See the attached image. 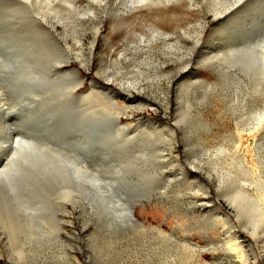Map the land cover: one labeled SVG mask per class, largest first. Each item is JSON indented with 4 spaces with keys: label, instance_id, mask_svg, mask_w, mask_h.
<instances>
[{
    "label": "rangeland",
    "instance_id": "obj_1",
    "mask_svg": "<svg viewBox=\"0 0 264 264\" xmlns=\"http://www.w3.org/2000/svg\"><path fill=\"white\" fill-rule=\"evenodd\" d=\"M8 1L0 0V52L11 66L6 70L22 76L15 91L3 85V96L14 92L20 105L16 121L0 118V160L17 138L18 154L30 160L18 155L1 174L0 184L12 189L10 198L0 191V207L15 214L23 200L37 201L36 214L50 232L32 238L0 224V264H180L186 241L202 251L201 262L230 264L218 252L219 218L236 223L264 264V249L235 206L246 194L264 193V79L254 67L264 0L238 4L220 33L210 28L215 0L140 7L127 0H52L51 9L31 0V11ZM109 88L138 98L132 106L115 99L131 108L119 113L121 123ZM171 130L177 144L159 160ZM147 144L145 153L158 150L154 157L140 155ZM58 152L68 172L82 167L68 184L72 198L64 208L53 203L62 181ZM108 198L133 205L144 227L125 217L118 225L108 221ZM56 213L66 223L63 239Z\"/></svg>",
    "mask_w": 264,
    "mask_h": 264
},
{
    "label": "bare ground",
    "instance_id": "obj_2",
    "mask_svg": "<svg viewBox=\"0 0 264 264\" xmlns=\"http://www.w3.org/2000/svg\"><path fill=\"white\" fill-rule=\"evenodd\" d=\"M7 1V0H6ZM12 2H16L19 3V7H21L22 9H24L25 11L27 10V8L29 7V10L32 9L30 8L31 6H28L30 4V2H32L31 0H11ZM10 0L8 2H11ZM40 3V8L44 9V8H50L51 9V1L52 0H36ZM96 1V0H95ZM153 3L154 0H127V2L131 5H139L142 6V4L145 3V5H147L148 2ZM158 1H166V0H158ZM180 2H184V0H179ZM248 2L246 0H233V2H231L230 0H215V2L217 3L215 6L217 7V9L215 10L216 15L213 16V24L210 25V28L212 30H217V32L219 31H224L226 29L225 24L228 22L227 18L229 17L228 15L232 13V10H234L236 8V6H238V4H240L241 2ZM251 1V0H250ZM34 2V0H33ZM58 2V1H57ZM61 2V0H60ZM68 2V1H67ZM162 2V3H163ZM188 3V2H187ZM12 4V3H11ZM34 4V3H33ZM249 4V3H247ZM10 5V4H9ZM16 5V4H15ZM149 5V4H148ZM245 5V4H244ZM18 6V5H17ZM57 7V6H54ZM138 7V6H137ZM146 7V6H145ZM34 8V7H33ZM20 9V8H19ZM53 9V8H52ZM23 10V11H24ZM40 10V9H39ZM20 11V10H19ZM31 11V10H30ZM29 11V12H30ZM28 12V11H27ZM45 12V11H44ZM41 13V12H40ZM36 14V13H35ZM208 18V17H207ZM37 19V18H36ZM231 19V18H230ZM225 21H227L225 23ZM169 22V21H168ZM206 22L204 24V28L206 27ZM226 31V30H225ZM99 34V28L96 30L95 33V38L96 36ZM202 32L200 33L197 42L200 41L201 37H202ZM215 35V34H214ZM221 35V34H220ZM219 36V35H218ZM211 40V39H210ZM209 40V41H210ZM257 45V44H256ZM258 54H256V59L254 62V67H256V71L257 73H259L260 77L262 79H264V36L262 37V39L260 40V42H258ZM196 47V45L194 46V48ZM212 48V47H211ZM209 48V49H211ZM229 48V47H228ZM214 49V48H213ZM233 50V49H232ZM257 50V49H255ZM206 51H208V48L206 49ZM206 51H202V52H206ZM224 51V50H223ZM231 51V50H230ZM3 53V52H2ZM2 53L0 52V118L8 124V122L13 121L17 119V115H16V108L18 107V105H20V103L18 102L19 100L17 99V95H15L14 92H11L12 94L9 95V98H5L4 96V91H3V86L5 82H8L7 84V89L9 88V90H13L15 91V87L18 86L19 84V79L21 78L19 75H21V73L18 75H16L18 73V71L13 72V71H7L6 70V66L3 62H2ZM210 53V51H209ZM203 55L205 53H202ZM208 54V53H207ZM229 54V53H228ZM231 54V53H230ZM206 56V55H204ZM209 56V55H208ZM14 57V56H13ZM198 58V57H197ZM251 58V57H250ZM16 59V58H15ZM194 59V58H193ZM203 59V58H202ZM253 59V60H254ZM4 61V60H3ZM12 62V61H11ZM16 63V62H14ZM68 63V62H67ZM69 64V63H68ZM251 64V63H249ZM11 65V64H10ZM83 65V64H82ZM9 67V66H8ZM11 67V66H10ZM9 67V68H10ZM14 68V67H13ZM12 68V69H13ZM88 68V67H87ZM8 69V68H7ZM18 68H16L17 70ZM189 69V68H188ZM78 70L75 72L77 73ZM79 73V72H78ZM23 74V73H22ZM22 76V75H21ZM24 76V75H23ZM83 80V79H82ZM23 81V80H22ZM82 83V82H81ZM6 84V83H5ZM21 86V84H20ZM19 87H17L18 89ZM73 88V87H72ZM111 89V88H109ZM113 96H112V105L116 110V114L114 115V120L117 123H121V118L119 113L130 110L131 108L128 107L127 105H134V101L138 100V98H135V95L131 92V91H123V92H116L113 89H111ZM17 92V91H16ZM9 94V93H8ZM4 95V96H3ZM116 98H121L123 101H125V103H127V105L122 106L120 105L118 102H115ZM113 109V108H112ZM0 119V121H1ZM264 119V116L261 120ZM152 120V119H151ZM1 121V123L3 122ZM154 121V120H153ZM264 122V121H263ZM11 123V122H10ZM3 124V123H2ZM123 124V123H122ZM261 124V121L259 122V125ZM125 125V124H124ZM130 125V124H128ZM128 125H125L126 128ZM263 125V124H262ZM4 126V125H3ZM258 126V125H257ZM255 126V129L253 131H251V135L254 134L258 127ZM129 127V126H128ZM131 127V126H130ZM262 127V126H261ZM6 128V127H5ZM260 128V127H259ZM13 129V128H11ZM8 130V129H7ZM9 132V131H8ZM12 132V131H11ZM239 132V131H238ZM237 132V136H238V140H239V144H241V142L243 141V137L241 134H239ZM13 134V133H12ZM11 134V135H12ZM171 134L173 136L172 141L169 142L168 144V149L167 150H163L162 154L159 153L157 155L159 160L163 159V158H167V157H171V153L172 150L174 148V146L177 144L176 139H175V130H171ZM256 135V134H255ZM156 136V135H155ZM14 137V136H13ZM129 140V139H128ZM176 143V144H175ZM19 145H21V141L19 138L14 140V143L12 145V151L9 157H7L8 159L4 161L0 160V177L4 176L1 174H3V172H5V170L9 167H11V165L17 161V157L19 154ZM149 144L145 145V147H141L142 148V152L140 153L141 156H149L151 155V153H154L153 155H151V157H154V155L156 154L155 152L158 151L156 150H151L149 149L148 152L149 153H145V149L149 148ZM44 147V146H42ZM9 149V148H8ZM7 149V150H8ZM161 151V150H159ZM9 152V151H8ZM56 152V151H55ZM10 153V152H9ZM43 153H45V151H43ZM54 153V152H53ZM52 153V154H53ZM57 153V152H56ZM1 155V154H0ZM47 155V153H46ZM50 155V154H49ZM49 155H47L49 157ZM62 155V153H61ZM32 156V155H31ZM46 156V157H47ZM1 157V156H0ZM20 159L24 160L25 157H27V155H19L18 156V160ZM51 157V156H50ZM28 158V157H27ZM52 158V157H51ZM55 158V155H54ZM68 158V157H66ZM156 158V157H155ZM29 159V158H28ZM30 160V159H29ZM27 160V161H29ZM43 160V159H42ZM64 160H66L65 158H61V156L59 155L58 152V156H56L54 162L57 166L58 171L60 172V176L62 177V181L60 182L61 184V190H60V194L59 196H57L56 198L54 197V204H58V206L61 205V207L59 208H64L65 207V202L67 201V197H71L69 196V194H71V192L69 191V189H71L68 184L73 183L74 182V178L75 176L79 175L81 172V168L82 167H74L71 172H68L66 169V162H64ZM68 160V159H67ZM229 160V159H228ZM25 161V160H24ZM31 162V161H30ZM70 162V161H69ZM68 162V163H69ZM49 163H53V162H49ZM20 164V163H19ZM54 164V163H53ZM14 166V165H13ZM16 166V165H15ZM25 166V165H24ZM220 166V165H219ZM229 166V165H228ZM20 167V166H19ZM226 167V166H225ZM12 168V167H11ZM15 168V167H14ZM13 168V169H14ZM22 168V167H21ZM20 168V169H21ZM24 168V167H23ZM12 170V169H11ZM9 171V170H8ZM25 172V171H24ZM6 173V172H5ZM7 175V174H6ZM222 175V174H221ZM5 177V176H4ZM228 177V176H227ZM59 178V177H58ZM224 178V177H223ZM226 178V177H225ZM226 180V179H225ZM223 181V180H222ZM6 183V181H5ZM3 184V182H2ZM261 186V185H260ZM14 187V186H13ZM12 189V188H11ZM10 189V190H11ZM264 189V188H263ZM5 184L1 185L0 184V191L4 192L5 195H7L8 197L10 196V191ZM31 190V189H30ZM19 192V191H18ZM264 192V190H263ZM15 193V192H14ZM262 193V192H261ZM2 194V195H4ZM31 194V193H30ZM35 194V193H34ZM246 194V193H245ZM4 195V196H5ZM236 195V194H235ZM238 195V194H237ZM236 195V196H237ZM242 195V194H241ZM14 196V195H13ZM19 196V195H18ZM28 196V195H27ZM243 196V195H242ZM261 196V197H260ZM260 196H253L251 194H246L243 198L240 199V196L238 198H235V200L233 201L234 204H236L238 202V200L240 199V201L235 205L237 206V209L241 208V210L245 213L247 219L249 220L250 224L247 223L246 225L249 224V227L246 229L250 236L255 240V245L259 246L261 249H264V193ZM104 197V196H103ZM107 197V196H106ZM10 198V197H9ZM18 198V197H17ZM25 198V197H24ZM69 198V199H71ZM113 198V197H112ZM1 199V197H0ZM7 199V198H4ZM52 199V198H51ZM68 199V202H69ZM3 200V199H2ZM0 200V201H2ZM17 200V199H16ZM15 199H11V201L13 203H15V205L17 204ZM10 201V199H9ZM52 201V200H50ZM236 201V203H235ZM7 202V201H6ZM24 204L21 205L20 203H18L19 205H21L22 207H20L18 204L16 205V210L18 212H16L15 214L10 213L8 210L5 209H1L0 207V224H3L5 226H8L10 228V230L14 231L16 229H20L23 232H26L27 235L31 236L32 238H38L41 237L42 235H46L48 234L50 231H48L47 228L44 227V220H46L43 216L36 214L37 208L39 205L38 202L36 201H30V200H23ZM22 202V203H23ZM232 202V201H231ZM2 203V202H1ZM13 203H11V205H13ZM43 203V202H42ZM46 203V202H45ZM6 204V203H5ZM38 204V206H37ZM4 205V204H1ZM18 206V207H17ZM104 208H105V212H106V218L108 219V221H110L113 224H120L119 223V219L121 217H125L129 224L131 223L139 226V227H144V225L142 223H140V221L135 217V214L133 213L134 207L131 204H123V202L121 201V199H106L105 204H104ZM8 207V206H7ZM13 209V208H12ZM56 210V209H55ZM63 210V209H60ZM40 211V210H39ZM62 213V212H61ZM64 213V212H63ZM67 213V212H66ZM68 215V213H67ZM54 216V215H52ZM55 218H56V235L58 238H61V233L62 231H64L65 229V224H64V219L63 216L59 215L58 213L55 214ZM54 218V219H55ZM123 219V218H122ZM220 219V220H219ZM218 220L220 221L219 223H216V228L217 230H219L222 235H224V247L220 250H218V252H222V255L224 258H227L228 261L230 262V264H258L259 262V255L257 254L256 249L254 248V245L252 243V241L250 239H248L247 237H245L242 233V231L240 230V228L236 225V223L232 220H221V218H219ZM44 221V222H43ZM43 222V223H42ZM135 226V227H136ZM138 227V228H139ZM1 228V227H0ZM54 231V230H53ZM15 232V231H14ZM13 233V232H12ZM11 233V234H12ZM22 233V232H20ZM19 233V234H20ZM17 234V232L15 233ZM13 234V235H15ZM23 234V233H22ZM52 234V233H51ZM221 235V236H222ZM17 236V235H16ZM15 236V237H16ZM7 237V236H6ZM12 237V236H11ZM49 237V236H48ZM47 237V238H48ZM28 238V237H27ZM40 239V238H39ZM63 239V238H61ZM16 240V239H15ZM18 240V239H17ZM36 240V239H35ZM44 240V239H43ZM33 241V240H32ZM42 241V240H41ZM14 242V241H13ZM28 242H30L28 240ZM27 242V243H28ZM34 242V241H33ZM43 242V241H42ZM2 243V234L0 232V244ZM20 242H18L17 244H19ZM32 243V242H31ZM38 243V242H37ZM24 244V243H21ZM27 245V244H26ZM31 245V244H29ZM23 245H21L20 247H22ZM34 247V246H33ZM184 248L183 250H185V253L183 255V257L185 258V261H182V263L180 264H184V263H188V264H206L205 262H201V260L203 259L204 255L202 253V251L199 249V247L197 245H193V243H190V241H186L184 243V246L182 247ZM26 249V248H25ZM32 249V248H31ZM20 252L22 249H19ZM26 251V250H25ZM264 251V250H263ZM29 252L30 249H29ZM33 252V251H32ZM215 252V251H214ZM212 252V254L215 255V253ZM17 253V250H16ZM19 253V252H18ZM25 253V252H24ZM1 255V253H0ZM24 255V254H23ZM18 256V255H17ZM21 256V255H20ZM22 258H24L22 256ZM74 258V257H73ZM26 259V258H25ZM21 260V259H20ZM76 260V259H74ZM184 260V259H183ZM217 261V259H215Z\"/></svg>",
    "mask_w": 264,
    "mask_h": 264
}]
</instances>
